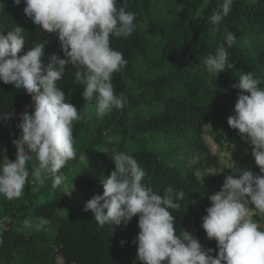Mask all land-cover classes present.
I'll return each mask as SVG.
<instances>
[{
    "label": "clouds",
    "instance_id": "obj_1",
    "mask_svg": "<svg viewBox=\"0 0 264 264\" xmlns=\"http://www.w3.org/2000/svg\"><path fill=\"white\" fill-rule=\"evenodd\" d=\"M22 0H15L20 5ZM23 11L38 28L54 33L64 57L53 53L45 59L41 40L24 52L25 37L16 25L5 34L0 28V81L13 84L31 96L32 103L20 113L21 130L13 140L16 159L0 161V195L14 200L23 195L29 177L36 189L51 181L52 188L68 190L67 177L61 172L69 160L76 157L73 123L82 119L77 107L66 100L58 82L68 72L73 83L83 86L84 105L95 106L96 115L103 118L113 110H122L127 97L117 94L113 74L122 71L128 61L111 46V37L127 39L135 30L136 14L127 10V0H23ZM234 0H218L208 17L210 24L219 26L232 10ZM237 43L236 35L225 30L224 43L214 53L206 55L202 64L209 74L234 67L228 49ZM71 65V69L67 66ZM262 79L252 72H242L234 114L228 124L238 130L241 138L251 145V153L259 172L240 168L226 176L221 190L212 193L211 204L202 217L201 227L207 238L217 242L218 254L205 248L191 232L177 234L175 216L184 198V191L168 186L163 195L144 183L145 170L138 160L124 151L111 155L115 163L110 175L100 183L97 193L84 205L100 227L123 224L139 216L138 235L132 241L138 246L137 259L143 264H264V226L253 217L264 220V87ZM31 109V111H29ZM13 113L0 111V121ZM35 161L29 168V162ZM238 173V175H237ZM47 220H23L28 230H41ZM3 241L0 240V244ZM125 241H121V245Z\"/></svg>",
    "mask_w": 264,
    "mask_h": 264
},
{
    "label": "trees",
    "instance_id": "obj_2",
    "mask_svg": "<svg viewBox=\"0 0 264 264\" xmlns=\"http://www.w3.org/2000/svg\"><path fill=\"white\" fill-rule=\"evenodd\" d=\"M173 1L186 10L185 17L154 18L150 13L149 0H127V10L136 14L135 30L127 39L111 37V46L128 61L127 66L114 73L112 78L116 93H123L127 102L122 110H114L111 118L96 127V140L105 146L88 148L93 168L81 169L75 175L71 195L52 188L51 181L38 190L35 186L32 192L18 199L8 200L0 195V206L3 207L0 221L12 216L14 220L35 217L52 223L56 229L53 264H58V258L62 259V264H138V246L132 243L140 231L138 215L126 227L123 224L100 227L93 219L94 214L84 211L87 200L97 193L102 194L101 179L110 175L115 168L111 155L114 151L126 152L122 146L131 137L140 144L131 155L146 172L144 183L161 195L168 186L185 193L184 198L178 201L181 208L172 212L177 234L185 229L195 235L205 248L215 249L213 255L218 254L216 241L202 240L207 235L201 224L211 204L208 197L221 190L225 179L222 175H208L201 180L195 171L198 167H220L218 157L204 142L203 134L208 124L231 128L228 117L234 114L240 92L232 84L238 82L239 75L252 72L262 79L260 86L264 87V41L252 57L238 46V42L248 33L257 32L264 36V0H234L232 10L219 26L208 22L218 0H200L197 4H193L192 0ZM123 2L120 0L121 4ZM23 8V0L20 5L15 0H0V28H4L5 34L16 25L24 30L26 42L20 54L23 55L33 44L47 40L45 59L53 53L63 58L57 36L42 32L26 17ZM143 18L148 23L146 30L140 29L139 22ZM225 30L237 37L236 45L228 49L229 60L234 67L226 68L209 81L203 74L202 60L224 43ZM139 55L145 58L149 69L170 68L169 73L159 78L147 75L139 77L136 85L130 87L127 76L133 70L135 57ZM67 67L71 69L72 66ZM67 76L68 72L58 86L64 88ZM66 100L77 107L82 117L73 123V128L84 130L88 118L86 108L75 94H67ZM31 103V96L25 90L0 81V111L13 113L11 119L0 121V156L15 148L13 140L21 132L17 127L20 113ZM145 105L151 110L131 111ZM113 130L116 131L114 135L111 134ZM172 135L182 145L173 144L169 139ZM161 140L164 149L147 147ZM191 152L200 155L194 164L187 162ZM15 159L16 154L11 160ZM240 168L259 172L256 163L247 160L237 164V169ZM51 190L54 195L49 197ZM200 191L203 192V202L197 208L196 195ZM41 194L45 198L43 201L38 199ZM43 237V234L24 233L15 225L0 228V240L3 241L0 244V259H11L14 252H24L34 247L37 240ZM122 240L125 241L123 246Z\"/></svg>",
    "mask_w": 264,
    "mask_h": 264
},
{
    "label": "rangeland",
    "instance_id": "obj_3",
    "mask_svg": "<svg viewBox=\"0 0 264 264\" xmlns=\"http://www.w3.org/2000/svg\"><path fill=\"white\" fill-rule=\"evenodd\" d=\"M150 1V13L154 18H183L187 15L186 10L181 6L177 5L173 0H149ZM193 4L200 3V0H192ZM140 29L146 30L148 28V23L145 18L139 22ZM264 41V36L261 33L251 32L245 35L239 42L238 46L242 51H244L248 56L252 57L256 54L257 48L262 44ZM132 72L127 76V84L130 87H134L138 81L139 77L142 76H151L155 78H159L164 74H168L170 68H165L162 70L157 69H149L147 66V61L143 56H136L132 65ZM204 72V76L208 78L209 81L213 79L215 75L209 74L204 66H202ZM73 77L68 73L67 80L64 85V92L65 95L67 94H75L80 99V102L86 108L88 112L87 118V127L84 130L77 131L73 128V137H74V150L76 153V157L72 160H69L64 168L61 169V172L67 177L66 184L68 190L73 189L74 187V179L75 175L81 169H92L93 165L91 164V155L87 151L88 148H99L100 146L104 147V144L99 143L96 140L97 137V130L96 127L100 124H103L108 118L113 116L114 110L105 115L103 118H99L96 115L95 106L93 105H84L85 100L82 96L83 86L76 85L73 83ZM151 110V107L145 105L144 107L140 106L136 109H132V112L139 111V112H147ZM116 132L115 130L111 131V134ZM170 141L174 142L173 144H181L179 139L172 135L169 137ZM203 140L206 144L209 145L212 152L216 154L218 157L220 167L215 168H207L201 169L198 167L196 169L197 176L204 180L208 175H222L225 179L227 175L232 174L233 172H238L237 164L242 160H247L248 162H255L254 157L251 153V145L241 138V135L238 133V130L232 128H224L214 127L211 124H208L205 127V133L203 134ZM162 142V140H161ZM156 141L155 145L154 142H151L153 145H147L150 149L160 150L164 149L165 146L163 142ZM184 146V145H183ZM140 147V144L133 140L132 137L128 138L122 148L129 154H132L135 150ZM185 147V146H184ZM179 152H181L179 150ZM16 154V148L10 149V151H6L3 155L0 156V161L5 158L12 159V157ZM200 159V155L198 152H191L187 157V162L189 164H194L196 161ZM35 161L29 162V168L31 169L32 164ZM187 165V164H186ZM238 174V173H237ZM35 187V183L32 182V177H29V182L26 183L24 192L30 193L33 191ZM58 190H63V186L60 188H56ZM64 191V190H63ZM54 195V191H50L48 196L52 197ZM40 201H43L45 198L41 194L38 197ZM203 202V192L200 191L196 195V204L197 208ZM3 207L0 206V212L2 211ZM34 221L39 220L40 218L30 217ZM262 226H264V220H261L259 217L254 216ZM23 220L24 219H17L14 220L12 216H8L3 218L0 221V228H6L10 225H15L20 231L27 233V234H43L44 237L41 240H37V243L34 247L24 251V252H14L11 259L9 260H1L0 264H53L54 260V236L56 235V229L52 225L50 221L39 231L32 229L28 230L23 227ZM203 241H215L214 239L210 240L207 236L202 238ZM1 248V247H0ZM1 250V249H0ZM58 264H62L63 261L61 258H58ZM138 264L141 261H137Z\"/></svg>",
    "mask_w": 264,
    "mask_h": 264
}]
</instances>
